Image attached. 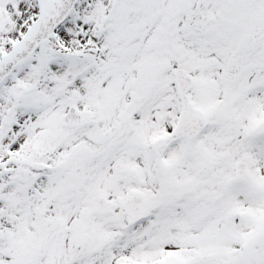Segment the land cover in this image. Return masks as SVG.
<instances>
[{
    "label": "snow or ice",
    "instance_id": "obj_1",
    "mask_svg": "<svg viewBox=\"0 0 264 264\" xmlns=\"http://www.w3.org/2000/svg\"><path fill=\"white\" fill-rule=\"evenodd\" d=\"M0 264H264V0H0Z\"/></svg>",
    "mask_w": 264,
    "mask_h": 264
}]
</instances>
